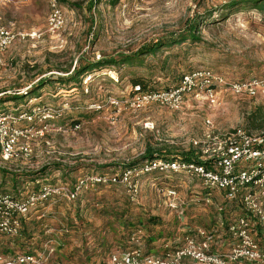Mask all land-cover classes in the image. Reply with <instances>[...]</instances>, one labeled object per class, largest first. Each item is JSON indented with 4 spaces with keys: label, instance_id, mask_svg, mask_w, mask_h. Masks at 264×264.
I'll list each match as a JSON object with an SVG mask.
<instances>
[{
    "label": "rangeland",
    "instance_id": "obj_1",
    "mask_svg": "<svg viewBox=\"0 0 264 264\" xmlns=\"http://www.w3.org/2000/svg\"><path fill=\"white\" fill-rule=\"evenodd\" d=\"M229 1L120 0L114 5L111 0H62L66 22L51 33L49 0H0L1 25L15 34H41L35 40L18 36L4 52L0 110L15 114L17 108L30 112L40 107L54 116L19 124L34 130L46 127V134L33 140L32 157L19 150L22 143L11 161L0 156V169L20 175L16 190L9 176L0 194L25 198L44 185L72 188L84 177H117L150 147L200 156L203 144L233 129L262 132L250 120L256 110L264 113L261 96L239 97L222 89L216 106L204 96L188 97L180 110L159 104L131 106L135 77L146 78L158 90L202 70L238 83L264 78V10H222ZM195 24L200 42L165 48L145 58L142 66L102 69L80 82H67V75L58 72L73 70L78 62L117 58L160 39H175ZM41 79L50 80L41 87ZM31 87H38L35 94ZM14 95L23 98L9 101ZM114 99L120 107L111 104ZM32 173L39 175L35 182L26 176ZM132 180L138 187L135 196L115 183L90 186L76 200L49 199L28 216L21 237L0 235V254L38 253L47 240L60 244L57 255L64 264H102L112 253L138 247L156 254L166 244L177 247L196 228L211 230L221 217L219 207L226 204L221 191L206 195L205 185L186 173H136ZM1 181L0 175V188ZM241 213L237 203L222 215L233 220Z\"/></svg>",
    "mask_w": 264,
    "mask_h": 264
},
{
    "label": "built area",
    "instance_id": "obj_2",
    "mask_svg": "<svg viewBox=\"0 0 264 264\" xmlns=\"http://www.w3.org/2000/svg\"><path fill=\"white\" fill-rule=\"evenodd\" d=\"M49 5V31L57 33L65 25V15L60 0H49ZM18 36L35 40L40 38L41 34H15L0 24V65L3 64L4 52L14 44ZM222 89L239 97L264 98V78L238 83L210 70L195 71L184 75L180 83L171 88L142 90L140 86H135L131 106L139 109L149 104H159L172 110H180L188 97L202 96L212 106H216L218 92ZM111 104L120 107L118 100H112ZM15 112L0 111V155L5 162L14 158L21 143L19 150L26 158L32 157L33 140L45 137L46 127L37 130L29 126L23 128L19 125L21 122L32 123L37 118L42 122L54 118L49 113L46 115V111H42L40 107H34L30 112L18 108ZM211 124V121H207V125ZM146 126L154 128L153 124L147 123ZM199 158L203 163L155 161L142 165L140 169L124 170L117 177H84L72 188L44 185L25 198L0 194V235L9 238L21 237L23 219L51 198L65 197L68 200H76L90 186L115 183L125 185L135 196L138 187L132 179L136 173H186L198 178L210 191H221L226 204L219 207L220 212L225 211L228 205L238 203L242 213L233 220L227 216L220 217L211 230L194 229L175 248L166 244L164 250L156 254L146 253L140 247L117 251L110 254L102 264H187V261L194 264H264V131L252 133L245 128H236L225 135L215 136L211 143L203 144ZM206 201L212 204L210 198ZM223 234L231 237L230 245L223 253L214 252L212 248L215 237ZM57 247L58 243L55 245L51 240L47 241L37 254H0V264H64L56 257Z\"/></svg>",
    "mask_w": 264,
    "mask_h": 264
},
{
    "label": "trees",
    "instance_id": "obj_3",
    "mask_svg": "<svg viewBox=\"0 0 264 264\" xmlns=\"http://www.w3.org/2000/svg\"><path fill=\"white\" fill-rule=\"evenodd\" d=\"M60 1H62V0H60ZM119 1L120 0H111V2L114 5H116ZM238 7L256 8V9L264 10V0H231L226 5H224L222 10L231 11V10L238 8ZM198 33H199L198 32V24H195L194 27H191V29L189 31L181 33L175 39L174 38L160 39L157 42L142 46L140 49H138L136 52H134L132 54H122L117 58H114V57L107 58V57L103 56L102 58H100L98 60H94L93 62H91V61L78 62L79 65H76L73 70H71V69L59 70L58 72L64 73L67 75V77H68V79H66L67 82H80V80H82V78L84 76H86L87 74L93 73L95 71H100L102 69L111 68V67H115V66H127V67L142 66L145 58H147L149 56H156L159 52H161L165 48H170L171 46H174V45H182V44L187 43L188 41H190L192 43L200 42L201 37L198 35ZM184 75H186V74H184ZM184 75L181 76L178 83L174 86H177L180 83V81ZM49 80L48 79L39 80L38 81L39 86H41V87L45 86L44 84H48ZM58 80H59V82H63V79L59 78ZM131 82L133 84V87L140 86L142 90H158V89L154 88V86L151 84V82H149L144 77L132 78ZM174 86H172V87H174ZM36 88H38V87H36ZM36 88L31 87V89L33 90V91H31V94L36 93L34 91V90H36ZM167 88H171V87H167ZM23 94H25V96H28L29 93L26 92ZM22 98L23 97H19V95H14L13 97H10L9 101H17V100H20ZM0 111L7 113L3 110H0ZM250 120L252 122L251 124L253 125V127L255 129L264 131V113L262 112V109L256 110L252 114V117L250 118ZM155 161L181 162V163H187V164L203 163V161L200 160L199 156H197L195 153H193L191 151H189L187 153H182L181 155H176V153L169 151L166 148L154 149V148L150 147L147 149L145 155L139 161L131 162L127 165H124V170H132V169L138 168V167H140L146 163H151V162H155ZM44 172H45V170L41 171V175ZM0 175L2 178L1 185H3L0 188L1 191L5 190L4 184H6L7 180L9 179V176L12 180V184H13L12 188L14 190H16L18 188V184H19L18 179L20 178V175L12 174V173L8 172L6 169H0ZM26 176L31 178L32 182L33 181L35 182V178H39L38 174L34 175L33 173L28 174ZM36 182L39 183V180ZM99 186H103V185H99ZM210 192L211 191L206 188V195L207 194L209 195ZM14 198H19V197H14ZM223 212L224 211L220 212V216L226 217V215L225 216L222 215ZM28 216L23 219L22 229H23V225H25V221L27 220ZM216 222L217 221H215L214 224H216ZM23 230H24V234H25L26 230L25 229H23ZM137 232L139 233L140 231H137ZM136 234L134 233L132 235V238L134 237V235L136 236ZM28 237L30 239L33 237L32 233L30 231H28ZM150 241H154V240L151 238ZM59 246H60V244H58V247H57V254L59 253ZM21 253L27 254V255L37 254V252L36 253L35 252H21ZM146 253H151V252L146 251ZM56 257L58 258L59 256L56 255Z\"/></svg>",
    "mask_w": 264,
    "mask_h": 264
},
{
    "label": "crops",
    "instance_id": "obj_4",
    "mask_svg": "<svg viewBox=\"0 0 264 264\" xmlns=\"http://www.w3.org/2000/svg\"><path fill=\"white\" fill-rule=\"evenodd\" d=\"M14 110H16V109H14ZM190 232H193V231H190ZM230 242H231V237L227 234H223L222 236H216L215 237V244H214V247L212 248V250L214 252L223 253L229 247ZM227 243H229V244H227ZM218 245H221L222 247H219ZM223 246H226V248H223ZM58 260H60V259L58 258ZM187 264H194V263L191 261H187Z\"/></svg>",
    "mask_w": 264,
    "mask_h": 264
}]
</instances>
